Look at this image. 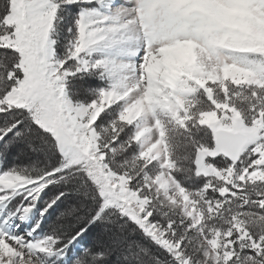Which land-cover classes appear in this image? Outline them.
<instances>
[{"label":"snow or ice","instance_id":"6c2138e0","mask_svg":"<svg viewBox=\"0 0 264 264\" xmlns=\"http://www.w3.org/2000/svg\"><path fill=\"white\" fill-rule=\"evenodd\" d=\"M230 7L0 0V264H264V50Z\"/></svg>","mask_w":264,"mask_h":264},{"label":"rangeland","instance_id":"374dc122","mask_svg":"<svg viewBox=\"0 0 264 264\" xmlns=\"http://www.w3.org/2000/svg\"><path fill=\"white\" fill-rule=\"evenodd\" d=\"M250 0H231V7L226 10L224 25L230 29L229 34L224 38L227 47L236 48L241 51L264 50V17H257L250 12ZM193 58V47L190 44H183L167 50L164 58L154 65V69L167 76L175 75ZM226 75H232L236 79L243 77V73L229 68ZM86 86L100 87L101 82L92 78H83L81 81ZM16 229L15 224H11ZM24 232L28 228L20 225ZM39 231V230H38ZM43 234V233H39Z\"/></svg>","mask_w":264,"mask_h":264}]
</instances>
